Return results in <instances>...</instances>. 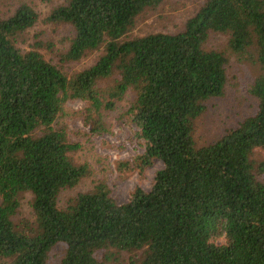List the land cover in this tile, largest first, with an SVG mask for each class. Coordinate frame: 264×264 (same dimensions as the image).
Returning <instances> with one entry per match:
<instances>
[{
	"label": "trees",
	"instance_id": "obj_1",
	"mask_svg": "<svg viewBox=\"0 0 264 264\" xmlns=\"http://www.w3.org/2000/svg\"><path fill=\"white\" fill-rule=\"evenodd\" d=\"M161 1L64 0L47 17L73 30L57 63L18 44L34 8L0 18V264H51L58 246V264H264V180L251 159L264 150V0H204L180 31L129 38L137 16ZM211 32L228 35L225 52L204 48ZM98 49L90 67L64 70ZM229 54L257 67L248 88L257 107L199 146L195 121L223 95ZM127 93L126 122L144 148L125 167L160 161L151 187L119 203L98 182L59 207V193L88 173L71 157L78 145L59 121L64 104L85 102L82 121L95 134L107 125L101 110ZM23 193L32 216L15 222Z\"/></svg>",
	"mask_w": 264,
	"mask_h": 264
},
{
	"label": "rangeland",
	"instance_id": "obj_2",
	"mask_svg": "<svg viewBox=\"0 0 264 264\" xmlns=\"http://www.w3.org/2000/svg\"><path fill=\"white\" fill-rule=\"evenodd\" d=\"M64 0H0V18H7L13 14L20 4H27L38 14L36 23L27 29L20 38L19 46L28 49L37 46L40 52L54 63L58 62L59 55L68 48L73 30L70 25L56 24L47 20L54 7ZM204 0H162L155 8L146 9L139 14L128 37L141 36L154 32L176 33L180 31L187 18L191 17ZM228 35L211 32L204 44L206 49L226 51ZM102 54V49L87 52L80 60L63 64L67 73H75L90 67ZM257 67L251 62H238L232 55L227 56L225 73L227 82L224 93L220 97L207 101L206 109L195 121L194 140L197 145L208 144L230 127L253 114L257 107V100L248 92L257 72ZM107 78L100 83L103 86L111 84ZM128 93L116 102L114 108L106 112L101 110L103 119L107 122L104 130L91 134L90 125H84L82 113L86 103L75 99L64 104L59 121L66 127L71 143L78 145L71 153L77 164H86L88 173L73 188L64 189L59 193L58 206L64 207L67 201L78 192L87 191L98 182L108 186L111 196L123 203L127 201L134 188L149 190L152 185L155 171L160 169V161H154L152 166L142 172L138 169L125 167L126 162L143 152V145L135 139L134 125L126 122L124 111L129 105ZM96 131V130H94ZM255 166L258 167L257 177L264 180V150L256 148L251 154ZM121 162V163H120ZM31 194L23 193L19 197V207L13 217L15 222L21 219H30ZM223 239L217 240L222 242ZM63 249L59 246L51 251V264H58ZM122 256L111 259L106 264H127Z\"/></svg>",
	"mask_w": 264,
	"mask_h": 264
}]
</instances>
